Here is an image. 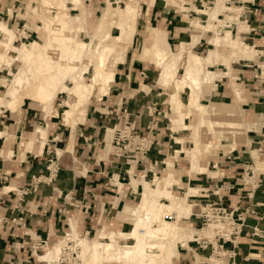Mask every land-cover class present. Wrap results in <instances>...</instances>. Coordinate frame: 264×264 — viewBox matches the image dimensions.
Wrapping results in <instances>:
<instances>
[{
  "label": "crops",
  "instance_id": "obj_1",
  "mask_svg": "<svg viewBox=\"0 0 264 264\" xmlns=\"http://www.w3.org/2000/svg\"><path fill=\"white\" fill-rule=\"evenodd\" d=\"M22 2L0 0V21H3L0 24L24 26ZM106 2L112 8V4L121 0H81V5L95 14ZM67 3L74 9L70 0ZM137 5L135 32L122 61L115 65L107 94L89 98L84 117L73 129L66 123L59 125L52 114L44 128H37L43 130L45 137L35 139L29 149L25 148L26 139L21 148L20 142L14 145L30 121L42 118L23 100L20 115L12 122L16 132H7L6 138L4 134L0 136V264H45L38 259V249L33 245L39 240L53 242L70 230L71 223L83 236L106 228L126 231L131 220L124 217L123 208L133 204L138 189L141 190V180L161 175L167 160L173 164V192L183 193L192 186L205 190L198 193L199 197L190 195L194 206L218 200L221 206L243 212V227L232 245L235 255L232 262L224 259L223 264H264V0H137ZM226 5L239 7V18H229L223 12L217 15V23L210 22L205 15L201 18L206 8L231 10ZM196 22L203 25H195ZM213 23L221 33L228 28L234 40L245 42L251 51L241 56L233 52L223 34L214 39L212 31L203 27ZM221 24L224 30L219 29ZM26 28L23 29L26 33L33 31ZM159 37L175 55L183 45H191V52L204 58L214 47L218 54L215 61L202 65L214 76L210 85L200 88L198 101L207 109L212 107L208 109L214 111L210 115H218L220 121L227 119L229 110L241 121L240 140L224 138L218 148L199 155L202 171L188 172L189 163L183 150L190 147H187L191 144L189 132L172 131L165 116L169 114L168 99L174 90L176 94L172 97L177 95V103L181 101L183 105L189 102L190 94L186 87L177 89L173 82L167 85L161 82V68L151 57ZM223 46L226 47L221 51ZM187 57V51H183L176 74ZM176 78L180 79L178 75ZM151 103L164 115L153 127V142L146 159L128 165L123 158H114L111 132L122 115L121 109L125 108L138 130L145 133L149 121L145 106ZM52 108L55 109L53 105ZM180 109L185 112V108ZM190 116H183V126L191 124ZM201 130L199 134L206 136ZM203 140H209V136ZM49 158L57 164V171L47 180ZM247 166L250 170L244 176L243 169ZM114 177L119 186L114 184ZM21 190L24 193L19 196ZM196 211L184 218L193 229L199 226V219L193 215ZM186 245L177 247L173 264L206 261V250L188 241Z\"/></svg>",
  "mask_w": 264,
  "mask_h": 264
},
{
  "label": "bare ground",
  "instance_id": "obj_2",
  "mask_svg": "<svg viewBox=\"0 0 264 264\" xmlns=\"http://www.w3.org/2000/svg\"><path fill=\"white\" fill-rule=\"evenodd\" d=\"M135 2L136 0H126L124 7L125 11L130 12ZM52 3L54 6L51 5ZM64 3L63 0H51V2L43 0L40 3L41 6H38V11L43 17L41 19L43 20V27L39 28L42 32H45V35H48V37L45 36L44 44H40L38 41H33L28 44L23 43L18 48L13 43L16 38L14 31L4 23L0 24V33L3 34V37L0 39V64L9 55H15V57L21 59V66L18 68V71L12 73L13 79L4 84L0 81V84L4 85L6 89L5 95L0 97V108L4 107L6 110L10 111V113H14L18 99H20L25 92L24 89L29 85L33 86L37 83L36 88L38 91V97L49 104L52 103L54 94L57 90L59 92L65 91L69 95H74L78 99L73 102H65L66 110L63 112L64 123L67 124L72 121V127H75V123L78 121L76 117L83 114L84 110L82 107L84 106V103L89 100L94 90L98 92V97L107 94V87L113 79L115 65L117 62L122 61V58L120 59L118 55L121 53V49L126 46V42L122 37L127 27L120 25V34L115 37L110 34H105L103 38H100L94 48V54L97 69H101L103 72L101 71L100 73L97 72L96 75H91L88 83L81 82L83 74H86L88 69H90L91 64L89 63V67L80 71L79 76H76L75 73L80 70L79 65L81 64L87 49L84 45V41L82 42L81 40H78L75 44L67 42L66 38H71L68 36L71 35L73 27L70 26L69 21L65 20L67 12L64 11L66 9ZM71 3L76 5V7H79L82 4L81 0H71ZM46 5L52 7L53 11L47 7V9L42 7ZM81 8L83 9L84 6L81 5ZM221 9L222 8L218 7L215 9H207L201 12V14L209 18H214L219 11H222ZM233 10L224 8V13L229 18H238L241 10ZM77 15L78 14L74 15L75 20ZM78 24H80V26L77 25V32L82 33L83 25L80 22ZM195 25L202 26L203 24L196 22ZM203 27L206 31L211 29V26L209 25ZM212 33L215 36L214 39H218L223 34L226 39H229L231 48L234 50L237 49L239 54H242L245 51H251L250 46L245 44V42L244 44H240L241 42L239 43L234 40L230 35L229 29H227L225 33L224 31L221 33L215 28L214 30L212 29ZM50 35L53 37H50ZM182 47L183 48L180 50L179 54L175 55L167 48L165 41L160 37L155 42V47L151 52V56L152 59L156 61L157 66L161 68V82L165 85L166 83H169V81L174 80L175 83L180 85L181 89L186 87L189 91L200 90L202 86L210 85V75H212L213 72L204 69L202 65L204 63H212L217 58L218 54L215 53L214 47L204 58L191 52V45H183ZM36 50L38 51L36 52ZM183 51H187L188 57L182 63L183 76L181 79H177V67H172L171 65L165 67L163 66V63L166 59L171 57H176L175 59L179 61ZM10 52L13 54H10ZM235 55L236 53L233 56ZM241 56H243V54ZM231 59H233V57L231 58L230 56V60ZM7 65L9 66L10 63ZM32 67L35 68L34 72L37 71V74L42 76L41 78H39V76L37 77L38 81L32 79L34 78ZM67 80L71 83L70 86L65 83ZM236 93L238 94V92ZM35 101L40 103L39 100ZM193 107H195L196 111L203 110V107H206L198 101L197 94L195 106ZM209 115L210 114L207 112H204L203 118H207ZM2 135L3 133L0 132V136ZM40 137H45L44 132L43 130L41 131L37 129L36 132L30 136L29 140H26L25 148L29 149L32 142ZM190 152L191 151L188 153L190 161L189 171H202L198 166V154L196 148H194L191 153ZM167 170L164 172L168 174L169 177H173L172 168L168 167ZM159 181V178H155L152 182L143 183V188L145 190L151 189L150 191H153L154 195L150 197L148 193L143 192L140 200L136 203V208L132 210V215L130 216H135V218H133V221L135 222L133 228H131L126 235V240L130 241L118 243L123 246V258L126 259L124 264H172V260L177 254L178 247L175 245V242L177 243V241L180 240L181 246H186L187 240L192 238L191 235L190 237L185 236L182 232V227L177 224L182 215H185L183 217L189 216L191 206L189 203L185 204V200L181 202L182 204L173 208H170V204H164L162 199L169 198L167 196L171 195L173 179L168 180L166 184L163 181ZM159 183L161 186L160 188H158ZM198 193L197 188L188 186L187 192H185L186 197L188 196L186 199H189L191 194L197 195ZM163 194H165V196ZM174 200H171V204H174ZM139 209H144L145 212H141ZM166 211L173 214L176 220L170 222L163 219L162 215L166 213ZM140 212L142 214H139ZM77 234L78 233L75 232V229H72V232L66 234L63 240H59L57 245H54L52 248L46 247L45 254L41 255L39 260H47L48 262L54 263L52 261H57L59 259L62 249L69 245L68 242L72 243V246L79 250L78 253L81 259L84 260L86 257H89L94 264H98L99 262L103 264L104 262L112 261L114 259L120 260L122 258L113 257L108 253L106 256L104 255L105 252L114 250L118 245L113 233L105 234L109 242L101 241L100 239L104 238V235L99 233L91 243L87 242L85 237H79ZM209 261H211V259Z\"/></svg>",
  "mask_w": 264,
  "mask_h": 264
},
{
  "label": "rangeland",
  "instance_id": "obj_3",
  "mask_svg": "<svg viewBox=\"0 0 264 264\" xmlns=\"http://www.w3.org/2000/svg\"><path fill=\"white\" fill-rule=\"evenodd\" d=\"M42 1L43 0H23V2H22V4H23L22 10L23 11L21 10V13L23 14L22 17L25 18V22H26V23H24L25 25L22 26L23 25L22 23H18V24H15V23L9 24L8 23L7 24L8 27L10 29H12L14 31V33L16 34V38L14 39L13 43L18 48L23 43L28 44L29 42H33V41H38L40 44H44L45 36L48 37V35H45V32H42V30L40 29L41 27H43V23H42L43 20H41L43 17H42V14H40L38 11L39 10L38 6H41L40 3ZM48 1L51 2V0H48ZM63 1L65 2L64 7L66 8L64 11L67 12V16L65 17V20L69 21L70 26L73 27V29L71 30V35L68 36L71 38H69V39L66 38L67 42H69L70 44H75V42H78V40H81L82 42L84 41L85 42L84 45L87 49L85 56H84L81 64L79 65L80 70L78 72H76L75 74H76V76H79L80 71L88 68L89 63H90L91 64L90 69H88L86 74L85 73L83 74V77L81 79V82L88 83L91 75H96L97 72L100 73L102 71L101 69L100 70L97 69V66H96L95 54H94V48L96 47V44L98 43L100 38L104 37L105 34H110L113 37L119 35L120 34V29H119L120 25L127 27V29H125V33L123 34V37H122L123 40L126 42V46H124L123 49H121L122 51L118 55V57L120 59L123 57V54H124L127 46L130 43L131 37H132L133 33L135 32L134 22L136 21V17L138 14L137 0L134 3L130 12H127L124 9L126 0H121V3H119V4H116V3L112 4V5H114L112 8L110 7V4L108 2H106V5L102 9H99V12H96L95 14H92V13L90 14V12L88 10H86L85 8H83V9L81 8L80 10H78L76 5H72V6H74V9H71V4L67 3V0H63ZM70 2H71V0H70ZM51 5L54 6L53 3ZM226 6L231 8V9H239V7H235V6H228V5H226ZM42 7L45 9L48 8L51 11H53L52 10L53 8L49 7V5L42 6ZM209 8H211V7H209ZM15 9L18 10V7H15ZM206 9H208V8H206ZM221 10L222 11H219L217 13V15L220 12L224 13V9H221ZM32 11H33V13H32ZM75 14H78L76 20H75V16H74ZM197 14H199V13H197ZM240 14H239V16H240ZM217 15L214 18H209L207 16L206 17L210 22L217 23L218 22V16ZM239 16H238V18H239ZM201 18L204 19L205 18L204 15L201 14ZM29 21H30V25H28ZM0 22H3V21H0ZM79 22L82 23V25H83L82 26L83 27L82 33L77 32L78 31L77 27L80 26V24H78ZM214 23L212 25L208 24L209 26H211L210 27L211 29L208 31H212V29L214 30L215 28H217ZM71 24H73V25H71ZM222 25L223 24L219 25L220 30L225 29V28H221ZM25 28L30 29V30L32 29L33 31H31V33H29L30 31H28L26 33V31L23 30ZM116 28L118 29V33H117ZM27 34H29V36H27ZM2 37H3V34L0 33V39ZM50 37H53V36L50 35ZM225 47L226 46L221 47V51ZM232 50H233V52H237L234 49H232ZM37 51L38 50H36V52ZM253 53H254V50H253ZM10 54H13V53L10 52ZM175 58L176 57H171V58L166 59L163 63V66L167 67V66L171 65L172 67L173 66L177 67L180 60L178 61ZM6 60H8V61L11 60V61L8 62ZM8 63H10L9 66L7 65ZM155 64H156V61H155ZM0 65H1V67H0V69H1L0 70V79L1 78L4 79V80H0V81H2V83L4 84L7 81L13 79L12 73H16L18 71V68L21 66V59L15 57V55H9L4 59V61ZM180 65L182 67L179 69V72L176 75H178V77L181 79L183 76V75L181 76L182 69H183L182 62ZM34 70H35V68L32 67V72L34 73L33 74L34 78H32V79H34L35 81H38L37 77L39 76V78H41L42 76L38 75L37 71L34 72ZM160 76H161V70H160ZM210 76H211V81H212L214 74H212ZM34 80H33V82H34ZM170 82H173L176 85L177 89H181L180 85L175 83L174 80L169 81V83ZM65 83L68 86L71 85V83L68 80L65 81ZM169 83H166L165 85H167ZM36 84H34L33 86L29 85L28 87H26L24 89L25 92L22 95V97L20 99H18L14 113H10V111L6 110L4 107L0 108V117L2 115L4 116V117L0 118V130H3V134H5V135L7 134V132L10 134L11 133L13 134L14 132H16V131H14L15 124H12V122H15V120H17L19 115H20V112H21V110H20L21 106L20 105H21L23 100H25V102L27 101L29 106H33V108L37 112V114L39 113L41 115V117H42L41 119L36 120L34 118L35 120H33V122L30 121L31 124L24 128L26 130V132L23 133L19 138L17 137L15 139L14 145H18V143L20 142V148L22 147L21 143L24 142L25 139L29 140L31 133H33L37 128H44L45 127L44 123L47 122L49 115L54 114V117L52 119L55 121H58L59 125H61V124L63 125V123H64L63 112H64V110H66V107H65L66 103L65 102H73L75 100H78L74 95H69L65 91L59 92L57 90L54 94L52 103L49 104L48 102H46V101L44 102L43 100H41L38 97V91L36 88L37 87ZM107 88H109V86ZM199 92H200V90H195V91L190 90L189 91V94H190L189 102L186 104V101H185L184 105H183L181 103V101H179L180 103H177V100H179L177 95L175 97H172L173 94H176V91L174 90L169 96L170 100L168 99L169 108H170L169 114H165L166 117L168 116V119L171 123L170 128L172 131L178 130V129H185V130H188V132H189V140L191 141L192 146H191V144H189L187 147L190 146L189 147L190 149L188 148V149L183 150L184 156H185L186 160L188 161V163L190 162L188 153H189V151L192 152V150H194V148H196V152L198 154L197 158H199V155L202 152L206 153V152H209L215 148H218L219 144L221 143V140L224 138L227 139V138L231 137L232 139L240 140V127H241L240 122L241 121L238 120V116H236V114H234L233 111L229 110L230 112L228 114L227 119H223L220 121V119L217 117L218 115L217 116L216 115H214V116L209 115V117L203 118L204 112H207L208 114H211L214 112L212 110H208V109H212V107H210V106H207L208 109L206 107H203V110H200V111L195 110V107H193V106H195L196 94L199 96ZM5 93H6V89H5L4 85L0 86V97L4 96ZM235 94L237 95V93H235ZM91 96H90V99L95 98L96 96L98 97L99 95H98V92H96L94 90V92L92 93ZM35 100H39L40 103H37ZM87 103H89V102L88 101L85 102L84 106L82 107L84 110L83 114L78 115L76 117L79 121L84 117L85 106L87 105ZM153 104L151 103V104H148L147 106H145V110H146V112H148V114L150 113V111L153 107L152 106ZM47 105H48V107H47ZM52 105L54 106L55 109L52 108ZM41 107L43 109L46 108L49 112L45 113ZM154 107H155V110H159L156 105H154ZM180 108H185V112H182ZM122 109H124L125 110L124 112L128 114L129 120L133 121V118L130 119L129 112L125 108H122ZM138 114H139V112L136 113V115H138ZM162 114L164 115L163 112H160V115L156 117V120H157L156 123L159 121L160 116H163ZM185 115H188V116L191 115L189 120H188L189 121L188 123H191V124H189L188 126H186L187 124L185 126H183L185 123L182 122V118ZM215 117H217V118H215ZM149 118H150V115H149ZM71 123H72V121L70 123H67V125H69L73 129L74 127H72ZM76 123H75V125H76ZM133 125L135 128L136 126H135L134 121H133ZM200 129H202L201 132L205 133V135L207 137L209 136V140H203L204 137L206 139V136H204V134L203 135L199 134ZM139 132L141 133L140 129H139ZM201 137H203V139ZM5 138H6V136H5ZM233 143L234 142H232L231 147L233 146ZM49 159H51V158H49ZM172 165H173L172 162L167 160L165 163V167L162 170V173L160 176H154L150 180H141V186L142 187H141V190L138 189V192L136 193V199L132 202L133 204L132 205H126L122 211V213H124V217H128L131 220V226L126 231H124V234H123V232L114 231V230H110L109 228H106V229L102 230L101 232L99 231L100 229H98V232L96 230V232H95L96 234L94 233V235L93 234H89V236H83L82 234H77V235L79 237L87 238L86 239L87 242L91 243L99 233H102L104 235V238L100 239L101 241L109 242V240L106 238L105 234L113 233L115 240L117 241V244L120 242H123V241L129 242L130 240H126V235H127L128 231L131 228H133V224L135 222V221H133V218H135V216L129 217L128 215H132V210L136 208V203L140 200L143 192L148 193V195L150 197L152 195H154L153 191H150L151 189L145 190L143 188L142 182L145 181V182L149 183V182H152L155 178H159V180L161 182L162 181L165 182V184L168 182V180H172V179H173V182H175L174 176L169 177L168 174H166L164 172L167 170L168 167L172 168ZM198 166L200 167L199 162H198ZM47 168H48V165H47ZM188 172H190L189 168H188ZM47 173H48V171H47ZM131 179H132V177H131ZM133 183L135 185L134 180H133ZM114 184L119 186V184L116 181V177H114ZM160 187L161 186L159 183L158 188H160ZM185 192H187V189L185 191H183V193H180L177 191H174V192L172 191L171 195L167 196L169 198H163L162 201L164 204H170L171 205L170 208H173L179 204H182L181 202H183L185 200L184 203L185 204L189 203V205L191 206L190 212H194V211H196V209L198 211V206H194L193 205L194 202L192 200L186 199L188 196L186 197ZM163 195L165 196V194H163ZM174 199H177V200H174ZM171 200H174V204H171ZM175 203H177V204H175ZM128 210L130 211L129 214H127L125 212V211L128 212ZM139 210L141 212H145L144 209H139ZM141 212L139 214H142ZM167 212L168 211H166V213ZM183 216H185V215H182L181 219L178 220L177 224H178V226L182 227L183 234H185V236L190 237V235L192 236L194 229H193V227H190L187 222H185L186 220H184V218H186L187 216L186 217H183ZM175 220L176 219L174 217V220H169V221L172 222ZM72 229H74L73 223H71V228L69 231H67L66 234L71 233ZM75 232L78 233L76 230H75ZM65 235L62 234L61 236L56 238L53 242L48 243V245L46 247L52 248L54 245H57L59 240H63L65 238ZM121 235L123 236V238ZM179 242H180V240L177 241V243L175 242V245H177L178 247L181 246V242L180 243ZM68 243H69V245H68L69 247L67 246V247L62 249V253L59 256V259L57 261H52L54 263L48 262L47 260L46 261L42 260V261H44L45 264H49V263L50 264H94L93 262H91V259L89 257H86L84 260L81 259L79 256V253H78L79 250L77 248H74L72 246L73 245L72 243H70V242H68ZM116 249H118V250H116ZM122 251H123V246L119 245V244L117 245V247L114 250H111V251H108L105 253L102 251L105 256L108 253V254H111V256H113V257H122L120 260L114 259L112 261L104 262L103 264H124L126 262V259L123 258L124 254L122 253ZM45 252H46V249L37 250L38 259L41 255L45 254ZM207 256H208V254H207ZM210 259H211V261H209ZM205 260L208 262V264H220V263L223 264L224 263L223 261H221L219 263V260H217V259H213V260H216L218 262L213 261L212 258L205 259ZM98 264H101V262H99Z\"/></svg>",
  "mask_w": 264,
  "mask_h": 264
},
{
  "label": "built area",
  "instance_id": "obj_4",
  "mask_svg": "<svg viewBox=\"0 0 264 264\" xmlns=\"http://www.w3.org/2000/svg\"><path fill=\"white\" fill-rule=\"evenodd\" d=\"M154 105H152L153 107L149 113L150 118L145 133H140L137 127L134 128L133 121L129 120L128 114L124 112V109L121 110L122 115L111 132V155L114 158H123L128 165L143 162L146 159L153 142L151 136L157 121L156 117L160 115V111L155 110ZM249 170L248 166L243 169L244 176H247ZM47 171V180H50L57 171V164L51 159L48 160ZM241 179L244 181L243 176H241ZM198 192L204 193L205 190L198 189ZM23 193L24 191L21 190L18 195L20 196ZM199 196V194L196 196L191 194V197ZM197 206L198 211L193 215L199 219V226L194 229L192 238L187 241L193 243L198 249L206 250L208 252L206 259H217L220 262L224 259H230L232 262L235 255L232 245L243 227V212L233 211L221 206L218 200H206L200 204L198 203ZM162 218L168 221L174 220V215L167 212L162 215ZM253 233H256L254 228ZM227 244H230L231 247H228ZM47 245L46 240H39L33 247L35 250H43ZM201 263L208 264L207 261L193 264Z\"/></svg>",
  "mask_w": 264,
  "mask_h": 264
}]
</instances>
